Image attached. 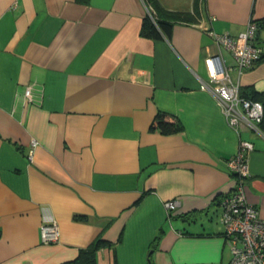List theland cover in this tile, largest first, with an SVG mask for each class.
I'll return each mask as SVG.
<instances>
[{
    "label": "crops",
    "instance_id": "0c3cea01",
    "mask_svg": "<svg viewBox=\"0 0 264 264\" xmlns=\"http://www.w3.org/2000/svg\"><path fill=\"white\" fill-rule=\"evenodd\" d=\"M157 1L195 23L151 40L143 0H0V264H64L96 239V264H229L219 200L239 138L253 144L244 196L264 219V131L228 125L206 66L213 33L255 21L264 47V0ZM221 54L264 104V60L238 73ZM158 112L181 131L151 132ZM53 221L59 241L43 243Z\"/></svg>",
    "mask_w": 264,
    "mask_h": 264
},
{
    "label": "built area",
    "instance_id": "2783aa9c",
    "mask_svg": "<svg viewBox=\"0 0 264 264\" xmlns=\"http://www.w3.org/2000/svg\"><path fill=\"white\" fill-rule=\"evenodd\" d=\"M147 12L149 13L148 9ZM256 32V22L250 21L236 38L226 33L220 35L213 33L212 37L219 53L206 60L210 90L219 101L228 125L235 132L243 125L256 130L258 123L264 118V106L240 97L238 85L232 83L229 78V68L224 63L221 50L231 53L238 73L249 69L264 58V47L255 42ZM25 97L31 101L30 87L26 89ZM251 151L252 142L239 138L235 155L226 162L234 184L231 191L221 197L219 205L220 219L224 227L223 236L231 255L229 264H264V219H261L258 210L246 201L243 192L249 175L248 160ZM177 206L175 200L165 203L167 220L171 218V212ZM40 235L43 243H57L59 241L57 224L53 221L41 227Z\"/></svg>",
    "mask_w": 264,
    "mask_h": 264
},
{
    "label": "trees",
    "instance_id": "16d2710c",
    "mask_svg": "<svg viewBox=\"0 0 264 264\" xmlns=\"http://www.w3.org/2000/svg\"><path fill=\"white\" fill-rule=\"evenodd\" d=\"M87 2V0H82ZM149 14H146L142 20L140 34L142 37L151 40H166L169 41L172 36L173 25L178 22L195 23V18L190 13L171 12L160 6L157 0H143ZM257 27L258 26V23ZM257 34V32H256ZM264 60V58H262ZM240 97L246 100L253 101L249 94H240ZM264 106V104H262ZM258 128L264 131V118L258 123ZM151 132H158L164 135H175L181 131L179 121L168 114L158 112L151 123ZM76 220L79 218L74 217ZM105 242L101 239H96L91 245L85 249L79 250L78 256L75 260L64 264H96V252Z\"/></svg>",
    "mask_w": 264,
    "mask_h": 264
},
{
    "label": "flooded vegetation",
    "instance_id": "af4514ba",
    "mask_svg": "<svg viewBox=\"0 0 264 264\" xmlns=\"http://www.w3.org/2000/svg\"><path fill=\"white\" fill-rule=\"evenodd\" d=\"M149 11V10H148ZM147 14H149L148 12H147Z\"/></svg>",
    "mask_w": 264,
    "mask_h": 264
}]
</instances>
